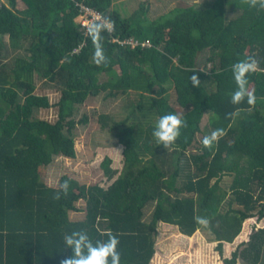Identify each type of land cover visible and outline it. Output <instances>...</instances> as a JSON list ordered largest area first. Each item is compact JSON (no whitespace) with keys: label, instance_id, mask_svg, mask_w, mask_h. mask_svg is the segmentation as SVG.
<instances>
[{"label":"trees","instance_id":"trees-1","mask_svg":"<svg viewBox=\"0 0 264 264\" xmlns=\"http://www.w3.org/2000/svg\"><path fill=\"white\" fill-rule=\"evenodd\" d=\"M112 2L0 4V264H61L72 255L64 235L74 231L93 242L116 235L121 264H151L159 224L187 237L205 232L222 256L245 221H264V0H208L203 7L182 1L154 19L143 6L122 17ZM80 5L111 21V29L96 22L95 36L84 33L75 21ZM129 39L137 45L123 43ZM98 45L105 57L99 64ZM9 50L15 54L7 63ZM249 58L256 67L243 74L247 93L234 103L233 65ZM36 80L59 94L55 104L36 93ZM101 94L124 102L121 113L98 118L122 147V169L106 158L107 185L65 174L57 187L47 185L41 169L54 157H76L73 130L88 123L74 119L77 106ZM50 107L54 121L36 116ZM166 113L186 121L167 148L153 136ZM216 129L223 134L204 144ZM239 258L264 264V226L222 260Z\"/></svg>","mask_w":264,"mask_h":264},{"label":"rangeland","instance_id":"rangeland-1","mask_svg":"<svg viewBox=\"0 0 264 264\" xmlns=\"http://www.w3.org/2000/svg\"><path fill=\"white\" fill-rule=\"evenodd\" d=\"M188 2L196 7H203L208 0H113L112 9L118 11L122 17L130 16L141 6L147 12L149 19H154L159 15L168 12L179 2ZM5 0H0V4ZM228 15L235 16L229 11ZM81 16L75 21L79 23ZM7 44V37L4 38ZM25 52L19 51V54ZM15 52L6 51L4 61L10 63ZM21 93V89H19ZM36 93L46 95L49 102L53 105L59 99V94L51 89L50 86L42 88L41 81L36 80ZM171 93H169L170 95ZM131 98L134 97L130 95ZM173 102V97H169ZM124 102L121 99H105L101 94L96 98H89L82 105L77 106L74 119L78 121L83 116L88 118L87 124H77L73 130L76 157L73 159L64 157H54L53 161L41 169V179L51 187H57L62 175L77 180L84 185L100 184L107 185L105 169L103 162L106 158L111 160L109 167L115 171H120L123 167L122 147L118 141L112 137L108 131L102 129L98 120L99 115H117L123 111ZM56 108L39 110L36 116L40 119L54 121L57 117ZM208 114L202 119V126L208 123ZM116 119H120L116 116ZM201 136L198 135V138ZM231 183V178L225 176L221 185L227 188ZM147 217L150 214L147 210ZM80 215H75V219H80ZM264 221H258L256 218L245 221L242 225L243 233L234 244H224L223 255L216 251L217 242H209L205 232L197 230L191 237L179 233L177 227H169L159 224L156 236V253L151 264H224L223 257H230L231 253L237 248L242 241H248L249 235L255 229L262 228ZM236 264H251L239 258ZM262 264V263H260Z\"/></svg>","mask_w":264,"mask_h":264},{"label":"clouds","instance_id":"clouds-1","mask_svg":"<svg viewBox=\"0 0 264 264\" xmlns=\"http://www.w3.org/2000/svg\"><path fill=\"white\" fill-rule=\"evenodd\" d=\"M109 25L111 21L108 22ZM100 25H91L89 31L95 36ZM96 63L99 64L105 60L102 49L97 46L95 52ZM256 67V61L254 59H247L233 65L234 77L238 81V89L233 93V102H238L247 93L245 88V80L243 79V74L246 71L252 70ZM192 86H197L200 81L194 74L191 76ZM254 95L248 93V102L254 103ZM186 121L174 114L166 113L161 115L158 123L153 130V136L160 143V145L165 148L170 147L180 135V129ZM222 129H216L211 133V136H206L203 143L209 144L217 136L222 135ZM67 182H65L62 187H66ZM199 223L203 225L208 224V220L205 218H198ZM119 238L116 235L110 236L107 240L93 242L90 239L87 232L84 231H74L71 233H66L64 235V247L71 249L72 255L61 261V264H121V254L118 250Z\"/></svg>","mask_w":264,"mask_h":264},{"label":"built area","instance_id":"built-area-1","mask_svg":"<svg viewBox=\"0 0 264 264\" xmlns=\"http://www.w3.org/2000/svg\"><path fill=\"white\" fill-rule=\"evenodd\" d=\"M79 10H80V15L79 16L82 17L81 21L79 23H80L81 27L84 29V33H87V31L89 30V27L91 25H93L94 23H96V22L101 23L102 25L107 27L108 30L111 29V26L109 25V23L104 20V18L102 17V15L99 12H97L95 10H92V9H90L88 7H85L83 5H80ZM123 43L129 44L132 47L137 45V43L134 42L132 39H129V40L123 42ZM141 45L142 46H145V45L149 46V43H148V41H145Z\"/></svg>","mask_w":264,"mask_h":264}]
</instances>
